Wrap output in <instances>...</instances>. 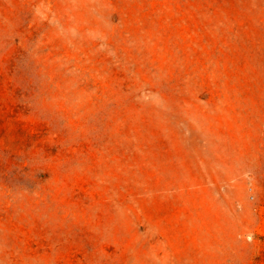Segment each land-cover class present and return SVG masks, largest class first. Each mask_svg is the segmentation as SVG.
Returning a JSON list of instances; mask_svg holds the SVG:
<instances>
[{
  "label": "rangeland",
  "instance_id": "374dc122",
  "mask_svg": "<svg viewBox=\"0 0 264 264\" xmlns=\"http://www.w3.org/2000/svg\"><path fill=\"white\" fill-rule=\"evenodd\" d=\"M0 264H264V0H0Z\"/></svg>",
  "mask_w": 264,
  "mask_h": 264
}]
</instances>
